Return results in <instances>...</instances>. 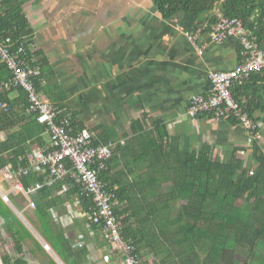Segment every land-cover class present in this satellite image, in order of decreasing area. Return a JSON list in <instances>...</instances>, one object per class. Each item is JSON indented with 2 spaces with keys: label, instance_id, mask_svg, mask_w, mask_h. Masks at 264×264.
<instances>
[{
  "label": "trees",
  "instance_id": "obj_1",
  "mask_svg": "<svg viewBox=\"0 0 264 264\" xmlns=\"http://www.w3.org/2000/svg\"><path fill=\"white\" fill-rule=\"evenodd\" d=\"M151 1L164 20L178 19L180 27L189 33L200 27L209 33L219 17L239 19L264 51V0ZM31 36L21 2L0 0V37L10 40L12 50L23 46L22 57L35 60L41 71L34 81L36 91L58 109L59 120L68 118L74 132L87 129L62 91L55 90L57 94L43 85L47 64L39 52L31 51ZM241 51L239 44L240 61ZM10 78V71L0 62V82ZM232 95L252 121L258 123L264 118L263 72L234 85ZM0 101L9 106L8 111L0 109V168L6 164L30 165L32 148H49L44 138L47 129L35 115L27 113V94L22 88L4 90ZM201 116L213 118L208 113L195 118ZM227 120L239 124L234 118ZM142 121L136 120L138 125L132 127L123 146L119 143L115 147L99 175L114 195L113 209L124 239L136 246L140 256H150L153 264H225L227 252L230 264H264V151L259 144L260 128L250 132L251 157L246 163L234 153L226 158L215 155L213 145H184L169 134L163 119L152 120L148 128ZM90 132L94 133V146L113 142L115 135L105 126ZM117 157L122 168L112 172ZM45 179L41 173L32 174L24 179V185L43 183ZM63 184L80 195L71 179L53 186ZM53 186H45L32 196L36 209L37 202L49 196ZM80 197L90 217L92 201ZM3 264L25 263L5 258Z\"/></svg>",
  "mask_w": 264,
  "mask_h": 264
},
{
  "label": "crops",
  "instance_id": "obj_2",
  "mask_svg": "<svg viewBox=\"0 0 264 264\" xmlns=\"http://www.w3.org/2000/svg\"><path fill=\"white\" fill-rule=\"evenodd\" d=\"M19 1L32 30L30 49L47 64L43 85L62 91L85 128L91 131L108 120L113 143L123 146L136 120L148 128L152 120L163 119L169 134L184 145H213L215 155L234 153L249 163L250 132L230 120L193 119L186 113L192 95L207 94L210 72L238 65L236 40L214 44L202 32L198 54L179 20H164L151 0ZM88 98L99 104L91 126L75 106ZM258 123L264 151V118ZM116 163L112 172L122 168L119 157ZM67 186L49 188V196L39 200L35 210L22 204L28 217L22 218L23 224L0 219V264L5 258L25 264H120V253L91 223L80 195ZM141 258L144 264L152 263L144 253Z\"/></svg>",
  "mask_w": 264,
  "mask_h": 264
},
{
  "label": "built area",
  "instance_id": "obj_3",
  "mask_svg": "<svg viewBox=\"0 0 264 264\" xmlns=\"http://www.w3.org/2000/svg\"><path fill=\"white\" fill-rule=\"evenodd\" d=\"M203 29L204 27H200L195 33L184 32L187 39L195 45L198 54H202V48L196 43ZM208 36L214 44L236 40L242 48L241 61L231 70L210 72L207 94L192 95L186 113L191 118L201 113L212 114L215 121L234 118L245 130L253 132L261 126L252 121L234 100L232 88L248 81L254 73H264V51L259 48L255 38L246 33L239 19L219 17L210 27ZM24 53L23 46L12 50L10 40L0 37V62L11 73L10 79L0 82V94L6 89L17 87L26 92L27 113L35 115L37 122L46 127L49 148H32L29 155L30 165L13 167L6 164L0 168V183L8 188V192H4L0 185L2 201L14 209L10 198L12 195L24 202L26 209L35 210L36 202L32 196L36 192L45 186H53L57 181L71 179L80 195L91 199V223L100 229L104 240L120 253V264H144L136 246L122 236V225L113 209L114 195L99 179L106 160L113 155L115 143L94 146L93 134L89 130L74 132L68 118L59 120L58 109L36 91L34 81L41 74L40 68L34 59L28 61L22 57ZM0 109L8 111L9 106L0 101ZM39 173L46 175L43 183L27 187L24 185L26 177ZM43 248L50 251L46 243H43Z\"/></svg>",
  "mask_w": 264,
  "mask_h": 264
},
{
  "label": "rangeland",
  "instance_id": "obj_4",
  "mask_svg": "<svg viewBox=\"0 0 264 264\" xmlns=\"http://www.w3.org/2000/svg\"><path fill=\"white\" fill-rule=\"evenodd\" d=\"M211 47H216L215 45L211 44L210 45ZM16 93H12V97L14 96L15 97ZM93 99L92 98H88L86 100V102L82 103V104H77L75 106H77L82 114L84 115V117L86 118V120L88 121L87 123L88 126H91L93 125V123L95 122L96 123V119L98 118L99 116V113H96V108L99 107V104H95L93 105ZM105 104L104 103H101L100 105V110L103 111V109H105L106 107L104 106ZM103 116L104 115H107L108 113L107 112H102L101 113ZM186 121L185 123H188V121H190V118H187L185 117L184 118ZM102 123L106 129L110 130V131H113L109 128V126H106L107 124L105 123H108V120H102ZM44 138L45 140L47 141V143L49 142V134H44ZM115 142V141H113ZM1 180V179H0ZM1 185V188H2V191L4 192H8V188H6L2 182L0 183ZM10 198H11V201H12V205L14 206V209L7 203L3 202L1 197H0V219L2 220H7L8 222H12L13 220H16L20 223H22V218H25L27 219V214L25 212H23V205H24V202L20 201L19 198H16L12 195H10ZM23 204V205H22ZM241 202L237 203V205H240ZM19 213L21 214V216L19 215ZM23 224V223H22ZM227 255H229V252H227ZM257 257H259V255L257 254ZM227 261V262H226ZM230 260L228 261V256H226V259H225V264H230ZM114 264H117V263H114Z\"/></svg>",
  "mask_w": 264,
  "mask_h": 264
}]
</instances>
